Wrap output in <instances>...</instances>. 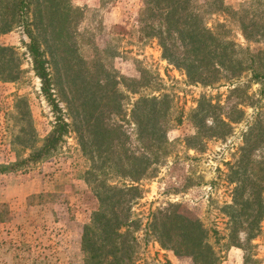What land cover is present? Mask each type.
<instances>
[{
	"label": "rangeland",
	"instance_id": "obj_1",
	"mask_svg": "<svg viewBox=\"0 0 264 264\" xmlns=\"http://www.w3.org/2000/svg\"><path fill=\"white\" fill-rule=\"evenodd\" d=\"M13 1L0 0V13L2 2L9 9L3 16L14 12ZM28 1L70 133L46 158L0 174V264H87L81 236L98 205L94 193L122 188L146 159L155 172L139 180L127 214L118 209L134 220L125 236L113 237L120 264H195L175 252L176 239L161 245L172 213L199 221L217 264H264V212L253 229L258 206L246 203L255 194L264 201V95L253 73L190 80L143 35V0ZM243 1L224 3L236 9ZM217 22L240 46L264 50L225 14L207 26ZM27 42L19 27L0 34L1 78L20 70L17 80H0V165L27 158L54 122ZM152 97L166 152L147 144Z\"/></svg>",
	"mask_w": 264,
	"mask_h": 264
},
{
	"label": "trees",
	"instance_id": "obj_2",
	"mask_svg": "<svg viewBox=\"0 0 264 264\" xmlns=\"http://www.w3.org/2000/svg\"><path fill=\"white\" fill-rule=\"evenodd\" d=\"M30 4L28 0L13 1L14 12L7 18L3 14L4 11L9 12V9L2 2L0 17L4 20L0 22V34L17 27L22 29L28 39L25 47L31 59L32 70L40 80V90L51 108L54 122L51 131L43 138L39 147L32 150L25 159L0 165V174L15 171L24 164L46 158L70 133V124L64 117L63 109L54 93L48 59L34 35L33 21L28 15ZM216 13L225 14L233 19L245 41L264 44V0H245L236 9L225 5L224 0H143L138 24L143 23L141 29L148 40H158L163 58L169 64L182 69L190 80L218 82L248 70L253 73V79L261 85L260 94L264 95V66H262L264 50L253 51L249 46L242 47L235 43L229 38L230 31L221 22L208 27L207 21ZM6 50L5 47L0 46V56ZM0 74L3 75L2 72ZM19 74L20 70L16 69L11 72V76L6 73L5 77L1 78L0 75V80L15 81ZM147 103L146 119L149 125L145 131L146 140L147 144L157 151L161 147H167L169 143L164 141L155 123V119L161 113V109H157L159 101L152 97ZM156 151L150 154L154 155ZM153 161L156 162L157 159L154 158ZM151 165L150 160L146 159L139 174L130 173L126 176L129 181L127 184L124 183L122 188L109 186L105 192L94 193L98 205L91 211L89 223L83 228L81 236L82 250L88 252L87 264L121 263L120 255H117L120 246L114 242L113 237L125 236L134 220L120 218L118 209L123 210L124 215L127 214L129 208L125 209L124 206L139 192V180L155 172V168H150ZM133 170L135 171V167ZM239 184L242 185L240 182ZM235 190H238V187ZM246 203L258 206L252 222L254 229L264 212V201L255 194V199ZM174 215L177 214L172 213L164 218L166 221L164 226L167 229L160 238L161 245L166 246V243L176 239L177 242L173 244L176 253L192 257L195 264H217V258L207 241V233L202 229L199 221ZM122 228H125L123 233L120 232ZM108 255H111L112 259L106 262Z\"/></svg>",
	"mask_w": 264,
	"mask_h": 264
}]
</instances>
